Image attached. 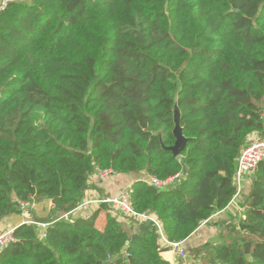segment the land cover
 Instances as JSON below:
<instances>
[{
	"label": "trees",
	"instance_id": "16d2710c",
	"mask_svg": "<svg viewBox=\"0 0 264 264\" xmlns=\"http://www.w3.org/2000/svg\"><path fill=\"white\" fill-rule=\"evenodd\" d=\"M254 133L264 137V0H13L0 12V221L22 203L69 214L110 170L175 178L130 192L136 212L182 242L233 202ZM250 179L231 238L193 250L203 264H264V161ZM39 223L46 237L17 228L0 264H172L153 222L134 231L108 212L103 227Z\"/></svg>",
	"mask_w": 264,
	"mask_h": 264
},
{
	"label": "crops",
	"instance_id": "0c3cea01",
	"mask_svg": "<svg viewBox=\"0 0 264 264\" xmlns=\"http://www.w3.org/2000/svg\"><path fill=\"white\" fill-rule=\"evenodd\" d=\"M258 133H254L250 136V138L258 136ZM249 138V139H250ZM99 170H97L91 177L88 183V189L85 191L84 197L80 203V205L71 213L61 215L55 210L54 205L46 201L44 203H36L31 204L29 209L26 212L16 211L12 214L8 215L4 219L0 221V233H4L7 231H15L17 228L30 224L34 225L31 222L39 223L40 220L45 221H56L61 217H64L66 220L72 221L73 219L82 218L86 220L87 218L91 217L93 211L99 208L100 204L91 203L87 204L90 201H97L104 197H113L116 196L122 189L131 188L133 184L139 180H145L146 175H122V174H115L112 178H102L98 174ZM117 176L119 178H117ZM140 176V177H139ZM118 179V180H116ZM146 181V180H145ZM244 191V194H243ZM251 191V179L250 177L245 178L242 181L241 187V194H243L242 199L244 200L242 204L238 201L239 198L234 200L225 210L216 213L212 216L209 222L204 225L200 226L188 239L182 241L183 248L195 250L199 247L204 246L206 243L209 242L211 239L220 238L217 243L213 244L214 246L220 245L222 243L223 236H226L228 233L227 226L229 225H238L240 218L244 214V207L243 204L245 202V196ZM240 200V199H239ZM94 205L97 208H94ZM105 206L107 213H111L114 216L116 215L114 212L110 210V207ZM106 213V214H107ZM106 216V215H105ZM104 217V216H102ZM118 220L124 223L126 226L130 227L134 225V231L137 229L138 223L137 221L126 217L125 215H121L118 217ZM143 223V222H142ZM237 223V224H236ZM105 224V222H104ZM39 229V228H38ZM160 236V235H159ZM210 240V241H211ZM159 244L162 248L167 249L163 253V258L175 264L178 261L176 257V252L169 248L164 241L159 238ZM201 244L199 247L197 245ZM188 251V250H187ZM1 254V252H0ZM180 263H185L182 259L179 260Z\"/></svg>",
	"mask_w": 264,
	"mask_h": 264
},
{
	"label": "built area",
	"instance_id": "2783aa9c",
	"mask_svg": "<svg viewBox=\"0 0 264 264\" xmlns=\"http://www.w3.org/2000/svg\"><path fill=\"white\" fill-rule=\"evenodd\" d=\"M12 1L13 0H0V12L3 11ZM262 161H264V137L258 135L248 140V143L243 147L237 159V171L235 174V185L237 192L234 200L239 198L241 194L242 181L247 177H251ZM98 174L102 178H112L115 175L110 170H99ZM174 181L175 178L169 179L167 181H160L156 178H148V180H146L148 184L158 189H166L170 187ZM91 203L106 205L110 207L111 210H117L122 213V215H125L126 217L133 219L138 223L147 221L153 222L158 228L159 235L164 243L176 252L178 261L175 264H182L179 260H184L187 257V250L183 248L182 242H169L165 238L162 225L155 216L151 214H139L136 212L132 203L130 188L122 189L116 196L113 197H104L97 201L87 202V204ZM30 205V203H22L20 207L21 212L25 213L26 210L29 209ZM208 221L203 222L202 226L206 225ZM31 223L38 226L40 237H46L49 224L35 222ZM14 232L15 231H7L0 233V252L5 251L17 242Z\"/></svg>",
	"mask_w": 264,
	"mask_h": 264
},
{
	"label": "rangeland",
	"instance_id": "374dc122",
	"mask_svg": "<svg viewBox=\"0 0 264 264\" xmlns=\"http://www.w3.org/2000/svg\"><path fill=\"white\" fill-rule=\"evenodd\" d=\"M67 95H69L71 98H76V99H81L82 97H83V95L82 94H78V95H72V94H69V93H67ZM68 168L70 169V170H73V171H75V170H77V168H78V171L80 170V168L79 167H77V165H76V163L75 162H73V161H68ZM83 174V173H82ZM140 177V176H139ZM117 178H119L118 176H117ZM116 180H118V179H116ZM145 180H148V177H145ZM243 194H244V191H243ZM243 194H240V196H239V199H238V201L240 202V204H242L243 203V199H242V197H243ZM95 204V203H94ZM94 208H97L95 205H94ZM111 209V208H110ZM112 212H114L115 214H116V216H118V217H120L121 215H122V213H120L119 211H117V210H111ZM106 213H107V210H106V208H105V206H103V205H99V208H97L96 210H94L93 211V214H92V216L91 217H89V218H87L86 220H90V219H95V223H96V225L97 226H99V227H103L104 226V222H105V215H106ZM102 216H104V217H102ZM237 224V223H236ZM230 232L228 231V233H227V235L226 236H223V238H222V243H224L225 242V240L227 239V238H231L230 237ZM235 236H236V233H235ZM220 238L218 237V238H216V239H210L209 240V242L208 243H206V244H208V245H212V246H214L213 244H215V243H217L218 241H220L219 240ZM205 244V245H206ZM201 244H199V245H197V247H199ZM188 251H187V257L183 260L185 263H189V264H203L202 263V259H201V257L199 256V257H197L196 256V254H195V252H193V250H190V249H187ZM203 254H204V252H203ZM205 254H206V252H205ZM204 254V255H205ZM203 256V255H202ZM184 264V263H183Z\"/></svg>",
	"mask_w": 264,
	"mask_h": 264
},
{
	"label": "water",
	"instance_id": "95a60500",
	"mask_svg": "<svg viewBox=\"0 0 264 264\" xmlns=\"http://www.w3.org/2000/svg\"><path fill=\"white\" fill-rule=\"evenodd\" d=\"M173 112H174V123H175V128L173 133L176 137V142L174 146L169 148V150L174 154L175 157H179L187 144V139L184 136L183 128L181 127V110L178 105V98L176 99ZM184 172H186V169L184 170ZM127 249H128V244H126V246L123 248L122 253L125 254Z\"/></svg>",
	"mask_w": 264,
	"mask_h": 264
}]
</instances>
